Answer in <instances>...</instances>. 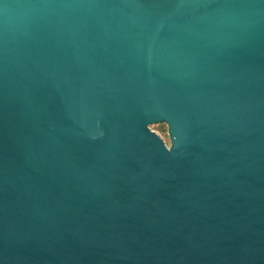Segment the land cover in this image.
Listing matches in <instances>:
<instances>
[{
  "label": "water",
  "instance_id": "water-1",
  "mask_svg": "<svg viewBox=\"0 0 264 264\" xmlns=\"http://www.w3.org/2000/svg\"><path fill=\"white\" fill-rule=\"evenodd\" d=\"M0 264H264V0H0Z\"/></svg>",
  "mask_w": 264,
  "mask_h": 264
},
{
  "label": "rangeland",
  "instance_id": "rangeland-1",
  "mask_svg": "<svg viewBox=\"0 0 264 264\" xmlns=\"http://www.w3.org/2000/svg\"><path fill=\"white\" fill-rule=\"evenodd\" d=\"M151 127L158 134H160L168 144L170 143V139H169V135H168V128H167V125L165 123L154 124Z\"/></svg>",
  "mask_w": 264,
  "mask_h": 264
}]
</instances>
